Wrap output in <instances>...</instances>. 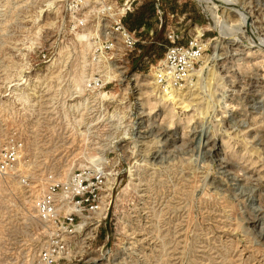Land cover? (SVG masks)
<instances>
[{
    "label": "rangeland",
    "instance_id": "1",
    "mask_svg": "<svg viewBox=\"0 0 264 264\" xmlns=\"http://www.w3.org/2000/svg\"><path fill=\"white\" fill-rule=\"evenodd\" d=\"M126 2L0 0V140L32 186L0 191V264L31 262L33 197L75 175L99 210L70 264H264V0H161L162 27L145 0L133 52L109 34ZM171 30L207 45L175 86L157 77Z\"/></svg>",
    "mask_w": 264,
    "mask_h": 264
},
{
    "label": "built area",
    "instance_id": "2",
    "mask_svg": "<svg viewBox=\"0 0 264 264\" xmlns=\"http://www.w3.org/2000/svg\"><path fill=\"white\" fill-rule=\"evenodd\" d=\"M143 1L145 0H127L122 9L109 10L112 12L110 17L114 24L109 33L114 40L112 47L123 46L130 49V52L137 49L140 40L136 35L141 30L131 32L125 26L124 20ZM160 3L161 0H156L155 8L158 16L160 15L162 27ZM196 34L186 45H180V37L174 30L167 33L166 53L157 71L160 84L181 85L191 77L195 66L207 51V45L204 44L205 34L198 31ZM20 148L18 144H4L0 140V191L3 184L11 179L17 181L27 192L32 191L31 179L21 172ZM95 180L97 179L75 175L61 189L59 185H52L33 197L31 208L34 218L42 227L43 242L36 249L29 264L71 263L74 258L73 239L80 236L90 225L88 220L91 224L97 221L93 215L99 207L94 205L95 191L90 190L96 184Z\"/></svg>",
    "mask_w": 264,
    "mask_h": 264
},
{
    "label": "trees",
    "instance_id": "3",
    "mask_svg": "<svg viewBox=\"0 0 264 264\" xmlns=\"http://www.w3.org/2000/svg\"><path fill=\"white\" fill-rule=\"evenodd\" d=\"M155 11V8L153 5H150L148 7L142 8L140 11H138L135 15L129 14L127 18L124 20L125 26L131 31H140L145 26H147L146 21L151 20L152 13Z\"/></svg>",
    "mask_w": 264,
    "mask_h": 264
},
{
    "label": "bare ground",
    "instance_id": "4",
    "mask_svg": "<svg viewBox=\"0 0 264 264\" xmlns=\"http://www.w3.org/2000/svg\"><path fill=\"white\" fill-rule=\"evenodd\" d=\"M199 3H200V6L201 5H203V6H206L205 7V9L207 8V5H209V7H210V5H214L213 7H215V8H218V9H220V10H222V9H225L226 8V6L228 5V3H225L224 2V0H197ZM227 2V1H226ZM231 5V4H230ZM233 5V4H232ZM202 7V6H201ZM208 7V8H209ZM212 6H211V8H213ZM228 7V6H227ZM210 8V9H211ZM204 9V8H203ZM227 9V8H226ZM207 11V10H206ZM212 11V10H211ZM217 11V10H216ZM215 11V12H216ZM231 11V10H230ZM208 12V11H207ZM213 12V11H212ZM234 12V11H233ZM235 13V12H234ZM216 14V13H215ZM237 14V13H236ZM241 16V22H243V26L245 27L246 25H247V22H248V20H250V18L246 15V14H241L240 15ZM239 16V17H240ZM250 28L252 27V24L250 23ZM246 28V27H245ZM252 29V28H251ZM250 34V33H249ZM252 36V35H251ZM254 36V35H253ZM259 42V41H258ZM262 44V43H261ZM263 47V46H262ZM40 192V191H39ZM39 192H37L36 194L38 195L39 194ZM35 194V195H36ZM96 264H98V262L96 261L95 262Z\"/></svg>",
    "mask_w": 264,
    "mask_h": 264
}]
</instances>
